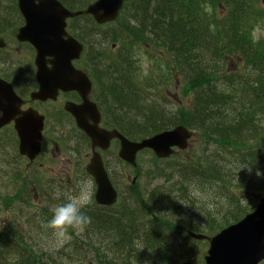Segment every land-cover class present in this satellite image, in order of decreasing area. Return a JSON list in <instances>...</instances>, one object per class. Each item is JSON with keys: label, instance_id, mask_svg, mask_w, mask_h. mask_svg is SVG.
I'll list each match as a JSON object with an SVG mask.
<instances>
[{"label": "trees", "instance_id": "16d2710c", "mask_svg": "<svg viewBox=\"0 0 264 264\" xmlns=\"http://www.w3.org/2000/svg\"><path fill=\"white\" fill-rule=\"evenodd\" d=\"M69 5L76 9L83 8L82 4ZM251 10L248 0H125L117 21L102 27L110 28L104 37L105 46L111 49L114 45L115 49H119L118 56L108 54L114 58L111 59L112 67L119 64L123 73L118 78H111L105 72L103 75L107 77V81L109 78L113 82L118 79L127 84L129 93L146 96L143 89L133 81V73L128 67L130 49L142 45L158 51L156 57L164 69L170 71L168 76L177 77L183 82L190 93L191 106L189 110L170 112V119L164 129L182 124L196 131L201 140L202 133L211 136L204 144L215 146L212 154L206 152L187 166L191 167L190 173L199 182L198 196H194L193 201H190L192 192L185 190L181 183L173 181V177L170 179L163 175L161 178L166 181L165 185H169L170 191L177 194L174 201L158 190L160 186H155L146 195L150 204L143 202L147 207V211H144L141 209L140 196L133 194L138 191L130 187L129 193L134 196V200L128 198L126 193L120 192L118 205L113 207L101 209L93 202L96 207L94 211L85 212L92 218V223L85 233L77 235L70 229V239L58 245L61 240L44 225L48 217L52 218L53 209L60 200L55 199L50 191L44 188L51 202L50 207L40 209L44 221L35 223L31 220L19 224L26 235L15 224L0 227V264H9L7 258L13 257L16 261L12 264H76L75 260H78L79 264H179L181 258L177 247H174V243L164 242L165 232L170 234L174 229H182V232L186 230L210 235L214 230L223 227L219 226L220 224H230L228 215L223 214L226 209L222 203L234 206L244 213L248 211L247 205L239 204L241 195L236 196L233 193L234 190L248 189L249 181L224 174L220 161L222 163L224 159V150L229 155L244 152L243 159L257 155L260 158L259 166L257 159L250 165L256 168L264 165V102L260 98L264 95V40L252 41L255 28H245L248 24H254L255 18ZM3 22L7 20L0 18V23ZM89 23L96 30L101 28L92 20H89ZM81 31L80 34H84V26H81ZM86 47L88 49V46ZM95 59L97 60L96 55L91 59L88 68ZM96 66L102 67L98 61ZM239 69L240 74L226 75ZM96 73L101 76L102 70ZM162 85L164 84H161V88L164 87ZM118 104L120 107L113 109L115 125L122 134L124 131L123 135L131 139L157 133L152 127L156 115L150 120L148 117L153 111L164 115L168 110L162 102L157 110L147 106L150 110L146 108L144 111L140 110L143 105L138 107L137 102H129L125 107L120 102ZM117 111H125L126 115L134 114L133 118L140 123L138 128L132 130L127 127L128 132L121 128L122 122L118 119ZM145 121L149 124L142 123ZM241 126L246 127L251 139L236 140L235 133ZM178 171H181L178 173L180 178H186L182 167H179ZM257 179L264 181V174L260 173ZM207 180L210 182L204 185ZM2 187L3 185L0 192L7 193L2 191ZM9 187H12V184ZM55 192L66 193L62 188L55 190L54 195ZM9 199L10 197L0 196V218H4L5 213L12 214ZM12 202L16 203L14 199ZM193 202H197L198 206ZM7 203H10L9 209H4ZM220 206L222 210L219 209ZM153 207L156 212H151ZM160 207L163 208L159 210ZM164 208L168 211L171 209L172 215L179 216L173 221L159 222V217L154 214L160 215ZM215 208L219 209L220 217L214 215ZM230 211L231 209H227V214ZM243 212H236L234 215L242 216ZM139 214H147L150 220L145 221L144 225L138 224L144 222L140 220ZM182 217H187V221H183ZM216 220L221 222H215ZM225 220L227 222L223 223ZM154 221L159 224L155 228L152 225ZM12 222L18 223L13 214ZM138 231L143 236V242L136 237ZM153 231L160 235L159 238L149 237ZM15 236L26 242L19 243ZM138 247H142V250ZM171 247L174 248L169 249Z\"/></svg>", "mask_w": 264, "mask_h": 264}, {"label": "rangeland", "instance_id": "374dc122", "mask_svg": "<svg viewBox=\"0 0 264 264\" xmlns=\"http://www.w3.org/2000/svg\"><path fill=\"white\" fill-rule=\"evenodd\" d=\"M83 2L87 0H81ZM260 3L263 5L264 8V0H260ZM13 4L11 3V0H0V17L5 18L7 20V25L0 27V36H7V32L9 29H11L12 24H17V22L13 23L14 17L16 16L15 10L12 6ZM75 11V10H73ZM74 13V12H72ZM81 26H84L85 32L84 34H80L81 28L77 30L74 33L78 37H82L81 39L84 40L89 48V52H93L94 55L97 56V60H93L91 63L89 69L91 71H94L93 77L95 78L98 88H99V94H101V99L104 100V106L107 109V119L109 123H111V119L114 117V113H112L113 109H117L120 107L118 104L123 105V107L127 106L129 102L132 104L137 102V106H142L140 110L144 111L146 110L147 106L144 105L143 100L146 97L149 99L148 100V106H151V108L157 110V107L159 104L162 102L163 106H165L168 110L166 112V115H168L170 112L173 111H178V110H189L191 100L189 99L190 93H188L187 88L184 86L183 82L175 77H169L168 72L164 67L158 62V58L156 57L158 54V51L154 50L151 47H145V46H136L130 49V62H129V69L133 73V81L136 82V84L143 89V92L146 94L142 96H137L136 93H129V90L127 89V84H124L118 79L113 82L110 78L109 81H107V77L103 75V72L108 74L111 78H118V76L123 73L121 66L117 64L116 66L112 67V60L114 59L113 57H109L112 55L118 56V50L115 49L113 46V49H109L105 46L104 44V37L109 33L110 28H99L96 30L95 28L92 27V25L89 23V20H81ZM264 35V29H258L254 32V39H258L261 36ZM109 49V50H105ZM99 55H97V53ZM107 52V53H106ZM109 54V55H108ZM7 54L0 53V57L3 58H8L10 61L11 60H17V64L14 67V70L17 74H22L24 69H25V63L26 60L21 58V56H18L15 53H12L9 55V57L6 56ZM90 58L87 60V65L89 66L90 64ZM97 61L101 63V66H96ZM124 66H127L123 64ZM11 68L6 67V69ZM104 68V69H103ZM102 74L101 76L96 73V71H101ZM162 71V72H161ZM164 71V72H163ZM166 76V77H163ZM178 79V80H177ZM107 82L108 85L105 83ZM161 84H164L161 88ZM131 89V87H130ZM113 94V97H112ZM127 97V98H126ZM125 101L124 99H128ZM139 109V108H138ZM123 110V109H122ZM131 109H129L130 111ZM147 110H150L147 108ZM153 111V110H152ZM158 114V115H157ZM118 119L119 121L121 120V128H124L127 132L129 131L127 127L132 128L134 130L135 128H138L137 126L140 124L138 120L133 118L134 114H127L125 111L118 112ZM157 118L161 117V114L158 112L153 111L149 115V120L152 116H155ZM153 118V117H152ZM155 118H153L154 120ZM148 120V121H149ZM150 122V121H149ZM149 122H142L143 124L147 125ZM264 127V125H263ZM118 132V131H117ZM194 136L192 137L191 141L188 144V147L184 151H180L174 155L173 158L169 160H163L166 161L165 164L160 165L161 163H156V160L154 157H152V153L148 151H144L141 153L138 157L137 165L135 168H130L127 167L126 165L123 164V162L119 161L114 153L107 152L106 155V160L108 161V172L114 179V183H116L115 187L120 190V192H124L127 194L128 198H131V200H134V196H132L129 193V188L132 187L138 192H133L138 194L140 196V203H141V209L144 211L146 210V206H144L143 202L150 204L149 199L147 198V193L148 191L152 190L155 186H163L159 188L158 190L161 191L162 194H164L165 197H169L173 201L175 200L174 197L177 196L176 192L170 191L171 188H169V185H165L166 182H164L163 178L160 179H153V178H148L146 175V171H153V172H159L163 173L165 176L170 177V179L173 177V181L181 183L182 187L187 190L192 192L191 194V199L190 201H193L194 196H198V193L200 191V185L199 182H197L196 177L193 176V174L190 173L191 167H187L184 163V161H194L196 157H200L201 155L205 154L208 152L209 155L212 154V152L215 150V146H208L204 143H201V137L199 134L194 131ZM119 133V132H118ZM132 134H136L137 132H130ZM67 134H71L72 136L67 140L63 147V152L60 151L58 147V142L54 140L53 135H49V141L50 142L52 139L55 142V149L57 151H60L59 153H55L54 155H50L48 157H43L37 161V163L34 165V167L28 169L26 161L24 159H16V148L13 145H10L9 141L10 137L7 136L6 138H2L0 135V189L1 185L2 191H6L7 195H13L14 190H21V193L24 194V196L29 195L31 192L27 188H33L35 189V185L37 187H44L48 191H50L51 195L55 199H59L60 203L64 202L66 197L68 195L73 194L74 192L79 190L80 187V182L81 180L85 179H90L89 176L83 172L82 170L77 171V177L74 180V182H68L64 181V183L59 184V188H62L65 190L66 193H58L55 192L57 196L53 194L55 191V186L57 184L56 181L49 180L51 177V174H62V175H67L71 174V169L69 167V156L71 157H78L82 160L86 159L85 164H87L88 159L91 157V146L90 142L86 140L85 137L79 135L76 131L71 132L69 129H67ZM120 134V133H119ZM124 134V131H123ZM76 142V145H75ZM5 144V145H4ZM51 149V146H49ZM74 147H79L80 149H77L73 151ZM49 148L46 150L48 151ZM4 152H8L7 155L3 156ZM17 157V156H16ZM18 158V157H17ZM257 159V164L259 166V157L257 155H254L253 157H246V159L240 160V162L236 163L234 166V172L232 175L229 177H236L238 176L239 179H245L249 181L250 184H255L256 186H253L254 190L251 192V194L246 195V199L244 198V194H246V189L243 190H234L235 195H240L242 198L240 199L239 204L241 205H247L245 201L247 199H255L254 201L258 202L260 200V195L258 190L259 189H264V181H261L257 179V177L260 176V173L258 171L262 170L264 171V165H262L259 168L254 167L253 165L251 166V162ZM75 160V159H74ZM79 160V159H78ZM75 160V161H78ZM62 161V162H60ZM42 164V165H41ZM188 164V162H187ZM175 165L183 166V171L182 173L186 175V178H180L178 173L179 167H175ZM121 169L124 170L125 174H121ZM257 171V172H256ZM122 176H120V174ZM214 174V173H213ZM264 174V173H262ZM42 175H47V176H42ZM149 175V174H148ZM68 176V175H67ZM22 179L21 181L15 182V178ZM135 177V181L133 184L130 183L132 178ZM31 181V183L25 181L24 179ZM8 181V182H7ZM210 180H207L205 184H208ZM12 184V187H9ZM252 185L248 186V188H251ZM58 188V187H57ZM8 189V190H7ZM219 190V188H218ZM95 191V186L92 181V197ZM212 191V190H211ZM243 192V193H242ZM2 193V192H1ZM125 194V195H126ZM135 195V194H134ZM172 197V198H171ZM260 197V198H259ZM24 198H19L16 197V201H23ZM50 202V200H49ZM126 204V200L124 201ZM194 203V202H193ZM133 204H135V201H133ZM192 204V203H191ZM195 206H198V203H194ZM17 203L14 204L16 206ZM51 205V202H50ZM224 205V204H223ZM249 205V204H248ZM10 203H7L5 205L4 209H9ZM94 205L93 202L84 209L85 212L88 211H94ZM139 207V205H138ZM11 210L13 211V207H10ZM96 208V207H95ZM153 207L151 209V212L156 210ZM163 207H160L159 210H161ZM222 208V207H221ZM249 208V207H248ZM235 209H232L229 212V218H232V215L235 214L234 212ZM236 211V210H235ZM48 212L51 213V210L48 209ZM225 216L227 215V212L223 213ZM34 215V211L32 209H22L18 210V213H16L17 216V221L19 223H24L28 221L32 216ZM155 216L159 217L157 218L158 221H173L175 220L179 215H172L171 209L168 211L165 210V208L161 211L160 215L159 214H154ZM154 216V218H156ZM4 218H9L12 217V214L5 213L3 215ZM30 217V218H29ZM188 217V215H187ZM187 217H182L184 219L183 221H187ZM139 218L141 221L144 222H138V224H145V221H149L150 217L147 214H139ZM9 220V219H8ZM6 220V221H8ZM11 221V220H10ZM160 222V221H159ZM215 222H221V221H215ZM227 222L226 220L223 222ZM229 222V221H228ZM204 223V222H202ZM16 224V223H14ZM217 224V223H216ZM153 227L159 225L157 222H152ZM219 226H224L220 224ZM18 229H21L20 226H17ZM139 230V228H138ZM160 231V230H158ZM146 232V231H145ZM75 233V232H74ZM141 232L138 231L136 233V237L143 242V236L140 234ZM76 234V233H75ZM164 242L167 244L174 243V247H176V243L186 241L188 239L187 235L181 232L180 230L174 229L173 231L169 233L165 232L164 235ZM67 239H63L60 241V243H57L58 245H61L66 242ZM184 243V242H183ZM190 244H194L193 249L191 251L192 255V260L194 261L195 264H203V254H204V243L200 241L193 240V242H189ZM38 245V244H35ZM45 247V246H44ZM174 247H171L169 249H173ZM139 250H142V247H138ZM176 250V249H175ZM177 252H179L180 258L182 260H187V257L181 253L178 249ZM76 264L78 263V260H75Z\"/></svg>", "mask_w": 264, "mask_h": 264}, {"label": "water", "instance_id": "95a60500", "mask_svg": "<svg viewBox=\"0 0 264 264\" xmlns=\"http://www.w3.org/2000/svg\"><path fill=\"white\" fill-rule=\"evenodd\" d=\"M123 0H97L86 10L72 13L62 7L55 0H40L38 5L33 0H19V10L22 12L25 24L19 29L17 38L20 41L30 42L37 50V65L39 78L49 80L54 74L70 76L72 74L69 62L74 55H78L81 47L65 32V20L80 15H90L98 24H106L116 19L118 11L122 7ZM66 38V39H64ZM77 49V51H75ZM66 53V55H65ZM50 57L51 70L46 71L44 58ZM79 77L77 74H74ZM39 79V80H40ZM68 88L78 89L69 79L64 82H56L53 87V94L56 89L66 91ZM84 105L69 110L79 128L85 131L91 140L92 149L100 148L106 150L109 141L116 138L120 141L118 156L127 164L135 165V155L143 148L151 149L157 158H166L171 154L173 146L184 149L189 134L182 127L172 131L163 132L153 136L151 139L142 141L140 144L130 143L122 138L115 131L105 132L98 130L96 124L98 118L91 104L85 102V94L79 90ZM5 101L0 100V113H3ZM87 108V109H86ZM88 111V112H86ZM89 116L92 125L85 120ZM3 114H0V120ZM6 118V117H5ZM7 119V118H6ZM2 122H0V125ZM20 153L30 159L38 151L40 139L39 128H33L31 132L24 130L19 133ZM87 173L93 178L96 185L94 195L95 203L100 206H112L116 202L117 193L112 187L101 158L98 153L93 152L90 163L86 167ZM197 240L204 239L202 236H193ZM209 241V249L204 258L205 264H258L264 259V199L257 205L255 211L247 215L239 223L222 230Z\"/></svg>", "mask_w": 264, "mask_h": 264}, {"label": "flooded vegetation", "instance_id": "af4514ba", "mask_svg": "<svg viewBox=\"0 0 264 264\" xmlns=\"http://www.w3.org/2000/svg\"><path fill=\"white\" fill-rule=\"evenodd\" d=\"M61 1L74 5L87 3V1L83 2L81 0ZM17 15L20 16L18 11ZM17 31L18 29H9L5 38L0 37L5 42V46L0 48V53L4 52V54H7L6 56L9 57L10 54L16 52L18 56H21L22 59L24 58L26 60L23 73L17 74L14 70L17 60L10 61L8 58L0 57V82H4L6 84L3 85L0 83V98H5V108L12 109V117L8 122L0 127V135L2 138L9 136L11 145L17 147L18 141L15 136V125L26 123L23 121V114L25 112L34 111L41 118H43V136L48 137L52 134L53 137H51L54 138V140H56L59 145L64 147L67 140L72 136L71 134H67V129H69L71 132L76 131L81 136L83 135V133L76 128L73 118L65 109L67 104L74 103L76 95L73 92H61L56 90L54 95L50 94L47 96H42L38 99L33 98L34 93L38 91V85L35 80V51L28 43H21L17 41ZM9 66L11 68H7L4 71V69ZM45 66L51 67V65L48 63V60L45 61ZM8 86H10L15 96L14 102L11 104H9L7 101L8 95L6 90L8 89ZM88 98L96 105L97 110L100 113L99 127L107 130L110 129L111 127H109V123L106 121L107 109L104 106V100L101 99V94H99L98 85L91 89ZM114 142L115 141H110L109 145H114ZM74 148L80 149L79 147ZM107 152H100L103 162L107 157ZM49 153L50 151H46L45 145L42 141L40 145V153L36 159L39 160L41 157H48ZM21 159L23 160L24 158Z\"/></svg>", "mask_w": 264, "mask_h": 264}, {"label": "bare ground", "instance_id": "6f19581e", "mask_svg": "<svg viewBox=\"0 0 264 264\" xmlns=\"http://www.w3.org/2000/svg\"><path fill=\"white\" fill-rule=\"evenodd\" d=\"M143 100V104L144 105H146V106H148V98L146 97L145 99H142ZM262 101L264 102V95L262 96ZM169 119H170V114H168V115H166V114H164V115H161V117H159V118H156V119H154L153 121H152V127H153V131L154 132H161V133H163V132H166L167 131V129H164V127L168 124V121H169ZM123 130V129H122ZM236 136H237V138H236V140H242V139H244V140H246V139H251V134L247 131V129H246V127H244V126H241V127H239L238 129H237V131H236ZM210 137L211 136H207V135H205L204 133H202V140H201V143H205L206 141H208L209 139H210ZM7 153L8 152H5L4 154H3V156H5V155H7ZM222 153H223V157H224V159L222 160V163H221V161H220V164H221V168H222V172L224 173V174H226V175H232L233 174V172H234V166L236 165V163H238L240 160H242L243 158H244V155H245V153L244 152H239V153H236V154H231V155H229L226 151H222ZM2 156V155H1ZM18 158H17V157ZM16 156H15V158L16 159H21V158H23L24 157V155L23 154H21V153H19L18 151H16ZM198 158V157H197ZM79 159V160H78ZM75 160H78L77 161V168H79V167H81V162L82 161H85V159L84 160H82V159H80V158H76ZM158 161H160V160H158ZM225 161H227V163H225ZM82 163H85V162H82ZM156 163H161L160 165H163V164H165L164 162H156ZM109 173V172H108ZM120 174V173H119ZM121 174L123 175V174H125V172H124V170L123 169H121ZM120 174V176H122ZM149 174V175H148ZM146 175L148 176V177H150V178H153V179H160L164 174L163 173H159V172H153V171H146ZM110 177H111V181H113L114 182V179L112 178V176L110 175ZM13 180H15V182H17V181H21L22 179H19V177L18 178H15V179H13ZM25 180V179H24ZM25 181H27V180H25ZM27 182H29V183H31L30 181H27ZM32 184V183H31ZM57 188V187H56ZM31 193L29 194V195H31V196H28V195H26V197H28V202H31V203H33L34 204V206H32L33 204H28L27 205V208H24V209H32L33 211H34V215L28 220V221H31V220H33L35 223H38V222H40V221H44V219H43V212L40 210L41 208H44V207H50V204L49 205H47V204H45V203H40V204H36V199H39V198H43L46 194H45V191L42 189V187H37L36 185H35V189H33V188H27ZM58 189V188H57ZM57 189H55V190H57ZM20 190V189H19ZM20 192H21V190H20ZM95 192H96V185H95ZM22 194V193H21ZM24 194H22V196H23ZM47 196V195H46ZM55 196H57L56 194H55ZM24 197V196H23ZM92 202H94L95 203V200H94V197H92ZM211 205H212V201H211ZM98 208H101L102 209V206H98ZM97 208V209H98ZM19 210H22V209H19ZM214 215H216L217 217L219 216H221L220 215V211H219V209L218 208H215L214 209ZM43 219V220H42ZM51 218L50 217H48V220H50ZM6 220H8L7 218H5V219H1L0 218V226H2V225H4V227L5 226H10V224H14L13 222H12V220L10 221V220H8V221H6ZM16 221H17V218H16ZM18 222V221H17ZM27 222V221H26ZM19 224H25V222L24 223H17V224H15L16 226H19ZM8 226V227H9ZM18 228V227H17ZM135 228H137V226H135ZM21 230V229H20ZM181 232H182V229L180 230ZM183 233L184 234H186L187 235V237L189 236V235H191V234H195V233H193V232H191V231H186V230H184L183 231ZM69 236V235H68ZM159 234L156 232V231H153L152 232V234H150L149 235V237H158L159 238ZM15 239L19 242V243H22V244H24L26 241L24 240V239H22L21 237H16L15 236ZM184 242V243H183ZM183 242H179V243H176V247H177V249L181 252V253H183L186 257H187V259H189V260H192V255H191V251H192V249H193V246H194V244H190L189 242H193L191 239H187L186 241H183ZM7 258V257H6ZM16 261V258L15 257H13V258H7V263H9V264H12V263H14Z\"/></svg>", "mask_w": 264, "mask_h": 264}, {"label": "clouds", "instance_id": "9594fccd", "mask_svg": "<svg viewBox=\"0 0 264 264\" xmlns=\"http://www.w3.org/2000/svg\"><path fill=\"white\" fill-rule=\"evenodd\" d=\"M92 202V181L81 180L79 190L68 195L64 202L58 203L52 213V218L46 222L45 228L51 229L57 239H70L71 229L77 235L85 233L92 223L86 209ZM247 204V201L244 200ZM248 207H250L247 204ZM251 208V207H250Z\"/></svg>", "mask_w": 264, "mask_h": 264}]
</instances>
